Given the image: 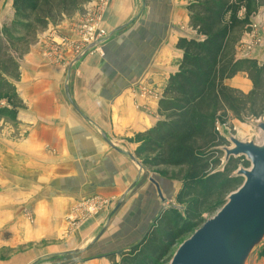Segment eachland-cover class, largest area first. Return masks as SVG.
<instances>
[{"label":"crops","instance_id":"obj_1","mask_svg":"<svg viewBox=\"0 0 264 264\" xmlns=\"http://www.w3.org/2000/svg\"><path fill=\"white\" fill-rule=\"evenodd\" d=\"M192 1L111 0L103 11L104 26L113 34L104 56L90 55L72 69L52 66L45 63L39 44L19 61L17 93L28 111L19 114L22 140L11 145L0 139V202L5 204L0 218L18 221V229L27 228L38 242L71 235L70 242L43 252L87 258L75 264H110L93 257L103 251L101 245L122 252L144 241L155 226L161 205L136 152L140 136L158 123L153 113L158 116L159 101L141 100L138 109L134 87L139 80L166 91L180 73V25L189 24ZM0 6L2 27L13 1L2 0ZM76 21L50 25L57 35L74 37ZM237 77L248 80L246 73ZM147 106L151 114L137 111ZM96 196L110 201V209L66 235L74 207ZM121 201L114 213L113 205ZM105 228V239L91 244ZM16 237L22 238L20 233ZM59 261L53 264H65Z\"/></svg>","mask_w":264,"mask_h":264},{"label":"rangeland","instance_id":"obj_2","mask_svg":"<svg viewBox=\"0 0 264 264\" xmlns=\"http://www.w3.org/2000/svg\"><path fill=\"white\" fill-rule=\"evenodd\" d=\"M1 1L2 0H0V2ZM110 1L111 0H60L55 3H49L47 0H41L39 9L32 11L30 6L28 9H26L27 12L19 13L21 16L24 15V18H20V15H17L16 9L14 7L10 9L9 19L2 27L0 26V55L10 54L15 60L17 69L14 73L16 74L15 76L4 75V78L11 86V92L0 88V139L8 140V142L12 145L20 142V140L23 138V134L25 133L18 125L20 124L19 121H22L19 120V114L22 115V113L26 112L27 110L26 105L24 102H21L22 100L17 93L16 82L18 78L17 74L19 71V61H21L24 56L29 55L32 52V47H37L40 44L42 49L41 56L44 57L46 64L52 66L61 65L62 67L72 69V67L76 66L79 61H82L90 55L87 54L83 58L80 57V59H77L76 56L74 57V55L66 48L60 49L57 47L52 41L56 40L58 36L54 33V31H52V28L60 25L61 22L67 23L72 20H77L76 23H73L76 25L79 24V21L85 18H92V20L94 19L98 21L100 26L106 31L107 36L104 38L105 41L102 44V47L99 49L100 51L93 53L104 56L106 51L105 49L113 36V34L105 28L103 23V11L105 8L109 7L111 3ZM193 2L195 1L190 3ZM238 5L239 7L236 12V17L241 21L242 24L234 27V29L231 31L230 38L227 42L228 44L223 51L221 60L223 63H225V67L227 64L233 62V60L236 61L245 59L255 60L260 66H264V0H242L240 3H238ZM2 11L3 10L1 9L0 12ZM183 15L181 14L182 17ZM1 18L2 17L0 13V19ZM42 18H47V22H45L44 26L37 23V20ZM18 22L23 23L24 26L27 24L30 26L29 28H24L23 26L20 27L21 24H18ZM50 24H54L55 26ZM180 26V33H183L182 35H184L183 39L200 40L204 38L200 33H198V29L194 30L195 25L191 22V20L189 24ZM4 29L9 31V35L4 34ZM44 41L45 43H40ZM46 49L51 51L52 54H50L48 51L45 52ZM180 50L183 52V49ZM63 60L68 61V65H64ZM69 69H67V71ZM237 78H234V80L231 81V84H229L230 82L228 83V80H226V87L237 93L236 96L240 101H242L243 105L245 104V107L250 108L254 101L257 107H254V111L252 112L247 111V115H243L241 119L237 118L234 111L229 110L227 111L226 117L224 116L222 120H218V122H216L215 133L224 139V143H221L217 148H212L211 150L212 152L215 151L220 153L218 158L220 159L221 164L220 167H218L214 172H226L225 176L229 178H234V175L239 168L242 167L249 169L251 167L250 163L247 162L245 157L232 158V160H230L227 165H222L225 154L221 149L223 147H231V144L227 141V138L225 139L223 135V130L226 129L228 133L243 142L255 141L260 143L263 138L262 134L252 126V123L259 120L264 121V90L261 91L262 96L258 95L257 98H253V100L252 98H247L248 95L254 91V84L249 78H247L248 80H246V77H244L243 80H240V77ZM134 88L136 89L137 93L136 107L138 109L140 107L139 103L141 100L149 101L142 96L141 91L143 89L157 94L159 100H155L156 102H160L165 93V89H163L164 87L161 85L156 86L155 83L141 82L139 80H137V82L135 81ZM240 94L242 95V99H240ZM215 107H217V105H215ZM137 111L150 112V114L152 113V110L149 107L146 110L143 109ZM221 112L224 113V111ZM153 116L156 117V121L158 122L166 119L159 115V112L158 116L156 112L153 113ZM140 139H142V143L147 138L142 137ZM197 143L201 149L208 150V148L206 149L202 147L203 141L200 139L197 140ZM136 159L138 166H140V169L144 171V174L141 172L144 177L147 176L148 178H152L151 185L155 187L153 188V195L156 194V197L158 196V201L161 205L162 211H160L156 218V223H154L155 226L152 227L148 232V235L145 236L144 241L137 245H132L127 249H123V251L119 253L117 251L113 252V249H106L103 245H101L100 247L103 251L99 252L100 255L94 253L95 255H93V257L97 256L96 258H107L110 261V264H122L124 259L133 254L135 249L141 247L142 244L147 242L153 233L156 234V236L159 235V228L162 226L160 221H164L165 219H168V217L172 219L174 217L180 216L186 219L188 211H190L188 213L191 215H199L197 223H193L194 227L191 234L184 236L175 235V242L172 244V246H170L166 255L161 257L152 255L154 256L152 260H154L156 257L159 259H157L156 262H153L150 257L149 259L147 258L144 263H142L169 264L178 248L187 239H189L195 231H197L199 228H202L206 221L216 215V213L226 203L228 196L241 187L244 179L237 178L240 179V183H237L235 186H233L231 189L232 192L230 193H224V190H222L223 187H221L220 184L219 187L215 190H212V192L206 193L204 190H202L199 196L196 198L197 200L195 203H192L191 201L181 203L178 199L188 179V166L155 167L150 166L149 164L145 165V163H143V158ZM2 194L3 191L0 188V196ZM110 204V201L101 199L99 196L90 198L87 201L85 200V202L78 204L76 207H74L68 217L67 222H69V230L65 231L66 235L70 234L71 230L75 231L81 228L89 221L90 218L99 213L100 210H103L108 206L110 209ZM117 204L118 203H115L113 205V208L115 209L114 213L119 212L122 201L118 205ZM4 205L5 204L0 202V207ZM112 224L113 222L108 223V226ZM106 228L91 244L105 239ZM17 233H20L22 238H17ZM70 237L69 235L64 236V239L60 238V241L58 242L56 241L57 239H41L38 242L37 239L33 238L32 232L27 230V228L24 229V232H22L21 229H18V221L8 223L7 219L4 220L1 217L0 264H53L54 260H60L59 262H63L65 264H75L86 257L82 258L80 254L76 255L74 252H69L62 255H51L43 252L44 249H49V247L55 248L59 242L61 244L70 242V240H72V237ZM33 251L35 254L32 253ZM145 254L150 253L146 251ZM90 256L91 255L89 254V258L91 259ZM27 258L29 259L27 260ZM85 260H87V258ZM248 264H264V244L253 254Z\"/></svg>","mask_w":264,"mask_h":264},{"label":"trees","instance_id":"obj_3","mask_svg":"<svg viewBox=\"0 0 264 264\" xmlns=\"http://www.w3.org/2000/svg\"><path fill=\"white\" fill-rule=\"evenodd\" d=\"M40 1L13 0V7L17 15H20V12H27L26 9L30 6L32 11L39 9ZM47 1L55 3L60 0ZM241 1L195 0L190 5L194 30L198 29V33L204 38L180 40V49L184 52L180 73L170 79L164 97L159 102V115L166 119L159 121L151 131L140 136L147 139L141 143L136 155L144 159L145 165L189 167L186 185L178 199L181 203H195L202 190L206 193L212 192L220 184L224 193H230L232 187L240 183V179L226 177V172H214L221 164L218 158L220 153L211 150L224 143V139L215 133V127L218 120L227 116V111H234L237 118L241 119L243 115H247V111L252 112L257 107L255 101L250 108L245 107L236 96L237 93L226 87V80L240 72L246 73L254 84V91L247 97L252 100L258 95L262 96L261 91L264 90V66H260L257 61L233 60L225 67L221 60L231 31L242 24L236 17L238 3ZM23 16L20 15V18ZM46 20L47 18H42L37 23L44 26ZM18 24L24 28L30 26L19 22ZM4 30V34L9 35V31ZM16 69L17 65L10 54L0 55V88L11 92V86L4 75L15 76ZM240 96L242 99L241 94ZM198 139L203 141L202 147L208 150L198 146ZM188 212L186 219L180 216L160 221L162 226L159 228V235L153 233L122 264H142L147 258L151 257L152 260L156 255H166L175 242V235L192 233L193 223H197L199 215ZM146 251L150 254H145ZM157 259L159 258L152 261L156 262Z\"/></svg>","mask_w":264,"mask_h":264},{"label":"water","instance_id":"obj_4","mask_svg":"<svg viewBox=\"0 0 264 264\" xmlns=\"http://www.w3.org/2000/svg\"><path fill=\"white\" fill-rule=\"evenodd\" d=\"M252 126L262 134L260 143L243 142L223 130L231 147H223L222 165L245 157L249 169L239 168L234 178H243L224 206L176 251L169 264H248L264 244V121Z\"/></svg>","mask_w":264,"mask_h":264},{"label":"built area","instance_id":"obj_5","mask_svg":"<svg viewBox=\"0 0 264 264\" xmlns=\"http://www.w3.org/2000/svg\"><path fill=\"white\" fill-rule=\"evenodd\" d=\"M74 37H63L57 35L58 38L52 42L56 44L57 47L66 48L69 50L74 57L77 59L84 57L85 55H92L96 51L99 52L102 44L104 43V38L107 36L106 31L100 26V23L92 18H85L79 21V24L75 26ZM101 43V44H100ZM49 50H45V52ZM141 94L144 98L151 100H159L158 95L143 89Z\"/></svg>","mask_w":264,"mask_h":264}]
</instances>
